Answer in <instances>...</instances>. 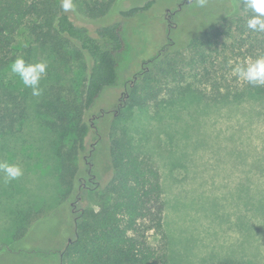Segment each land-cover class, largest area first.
I'll return each instance as SVG.
<instances>
[{
  "label": "rangeland",
  "instance_id": "obj_1",
  "mask_svg": "<svg viewBox=\"0 0 264 264\" xmlns=\"http://www.w3.org/2000/svg\"><path fill=\"white\" fill-rule=\"evenodd\" d=\"M85 1L73 0L75 9L69 13L77 23L94 26ZM148 1L118 0L116 19H123L120 10ZM154 1L151 9L127 19L128 52L120 67L121 81L86 114L91 132L86 152L78 157V187L98 186L92 170L101 181L111 174L110 131L119 125L135 150L151 154L163 173L169 264H210L228 257L264 264V99L208 107L191 91L176 97L165 93L146 107L129 102L130 88L140 84L148 60L169 37L185 44L202 33L218 10L239 12L243 0ZM230 19L225 24L232 23ZM19 48L16 58L45 61L48 68L39 97L24 87L10 66L4 71L21 90L29 114L17 134L0 139V160L24 170L9 183L0 174V264H60V252L76 236V220L85 202L79 194L66 203L59 200V136L41 123L36 111L46 90L67 76V69L26 33L19 37ZM179 161L186 167L178 164L172 170L171 164ZM33 207L44 208L47 215L28 237L13 243L20 216ZM149 236L152 244L162 245L159 233L151 231Z\"/></svg>",
  "mask_w": 264,
  "mask_h": 264
},
{
  "label": "trees",
  "instance_id": "obj_2",
  "mask_svg": "<svg viewBox=\"0 0 264 264\" xmlns=\"http://www.w3.org/2000/svg\"><path fill=\"white\" fill-rule=\"evenodd\" d=\"M117 2L86 0L94 21V26H88L65 13L58 0H0V139L17 134L29 114L21 90L4 74L20 50L21 33L54 53L67 69V76H59L46 90L36 111L41 123L59 136V200L66 203L79 194L78 199L85 202L76 220V236L60 252V264H169L163 231V173L151 154L135 150L119 125L110 131L111 174L101 181L90 168L98 186L78 187V157L86 152L91 132L86 114L107 89L121 81L120 67L128 52L127 19L155 3L150 0L122 9L123 19L117 20ZM223 9L201 34L191 36L185 44L168 38L140 73V84L130 88V104L146 107L165 93L176 97L191 91L208 107H234L264 99V85L239 79L231 68L264 55V32L247 28L252 13L243 1L239 12ZM230 18L233 22L225 24ZM178 164L186 167L179 161L171 164L172 170L179 168ZM176 174L174 180L179 181ZM186 175L185 182H189ZM46 215L44 208L33 207L20 216L13 243L28 237L33 225ZM151 231L162 236V245L150 242ZM210 264L254 263L228 257Z\"/></svg>",
  "mask_w": 264,
  "mask_h": 264
},
{
  "label": "clouds",
  "instance_id": "obj_3",
  "mask_svg": "<svg viewBox=\"0 0 264 264\" xmlns=\"http://www.w3.org/2000/svg\"><path fill=\"white\" fill-rule=\"evenodd\" d=\"M245 8L252 15L247 20V28L254 32H264V0H243ZM60 7L65 13L73 11V0H60ZM48 65L45 61L27 62L23 57H17L10 65L12 73L16 74L24 87L30 88L32 95H42L40 82L47 72ZM233 74L239 79L254 86L264 85V55L255 59H248L243 64H237L233 68ZM0 174L3 181L9 183L24 175V170L19 164L0 160Z\"/></svg>",
  "mask_w": 264,
  "mask_h": 264
}]
</instances>
